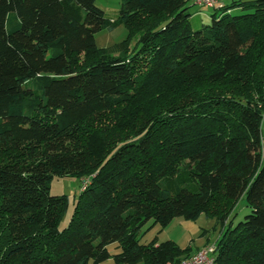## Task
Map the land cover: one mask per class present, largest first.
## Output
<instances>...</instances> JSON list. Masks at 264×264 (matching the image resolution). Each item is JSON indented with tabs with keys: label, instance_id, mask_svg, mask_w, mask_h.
Returning <instances> with one entry per match:
<instances>
[{
	"label": "trees",
	"instance_id": "obj_1",
	"mask_svg": "<svg viewBox=\"0 0 264 264\" xmlns=\"http://www.w3.org/2000/svg\"><path fill=\"white\" fill-rule=\"evenodd\" d=\"M189 1L108 19L94 0H0V264H172L189 246L145 229L200 215L214 264H264V0H221L197 29ZM62 176L81 184L59 228Z\"/></svg>",
	"mask_w": 264,
	"mask_h": 264
},
{
	"label": "rangeland",
	"instance_id": "obj_2",
	"mask_svg": "<svg viewBox=\"0 0 264 264\" xmlns=\"http://www.w3.org/2000/svg\"><path fill=\"white\" fill-rule=\"evenodd\" d=\"M230 1L231 0H224L227 4ZM94 3L103 11L106 18L113 19L117 16L120 0H94ZM188 4L190 11H199L203 24L210 22V16L213 12L211 8L192 4L191 0ZM232 13L239 14L241 12L239 10H234ZM191 26L193 29L198 28L194 25ZM126 34L127 30L123 25H119L111 31L103 29L96 32L95 44L97 47H107L124 39ZM134 42L135 41L132 40V44ZM80 184L81 180L74 176L53 177L50 182V194H65L69 199L68 209L60 220L59 228L65 227L68 222L73 208V203L80 191ZM249 211L250 209L246 206L244 198L241 197L232 213V215H234L233 222L236 223L237 221L243 219L244 215L249 213ZM213 224L214 220L207 218L204 215H200L195 221L185 220L182 217H175L164 226L154 224L149 228H146V232L141 237L140 242L147 243L154 236L157 237L158 241L172 239L181 247L185 248L189 246L190 251L187 256H183V259H190L197 255L202 249H206V247L213 245L214 240L218 235V229L213 227ZM107 248L109 251L114 253L119 250L115 249L114 244L108 245ZM101 264H114V261L112 258H109ZM136 264H142V262Z\"/></svg>",
	"mask_w": 264,
	"mask_h": 264
},
{
	"label": "built area",
	"instance_id": "obj_3",
	"mask_svg": "<svg viewBox=\"0 0 264 264\" xmlns=\"http://www.w3.org/2000/svg\"><path fill=\"white\" fill-rule=\"evenodd\" d=\"M196 4L205 5L211 7L221 0H194ZM172 264H214V246L206 247L202 249L197 255L190 259H181L180 261Z\"/></svg>",
	"mask_w": 264,
	"mask_h": 264
},
{
	"label": "crops",
	"instance_id": "obj_4",
	"mask_svg": "<svg viewBox=\"0 0 264 264\" xmlns=\"http://www.w3.org/2000/svg\"><path fill=\"white\" fill-rule=\"evenodd\" d=\"M201 20H202V18L200 16L199 11H193V15H192L193 25H199V21H201Z\"/></svg>",
	"mask_w": 264,
	"mask_h": 264
}]
</instances>
